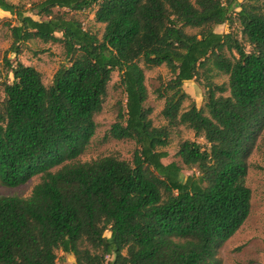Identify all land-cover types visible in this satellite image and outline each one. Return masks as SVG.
<instances>
[{
  "label": "trees",
  "instance_id": "1",
  "mask_svg": "<svg viewBox=\"0 0 264 264\" xmlns=\"http://www.w3.org/2000/svg\"><path fill=\"white\" fill-rule=\"evenodd\" d=\"M92 5L100 38L73 15ZM0 9L17 20L11 52L39 40L59 44L65 58L49 86L33 66L6 60L0 186L40 182L27 197H0V264H59L58 250L75 264H221L219 248L251 207L248 159L264 127V0H41L27 9L39 19L8 0ZM222 24L230 31L216 32ZM162 65L170 78L156 94L166 124L155 126L144 68ZM114 70L125 104L106 136L133 141L132 159L79 162ZM217 75L227 82L214 83ZM203 76L198 108L183 84ZM180 126L205 144L182 140L178 161L164 164ZM184 168L196 172L182 178Z\"/></svg>",
  "mask_w": 264,
  "mask_h": 264
},
{
  "label": "rangeland",
  "instance_id": "2",
  "mask_svg": "<svg viewBox=\"0 0 264 264\" xmlns=\"http://www.w3.org/2000/svg\"><path fill=\"white\" fill-rule=\"evenodd\" d=\"M8 1L23 7L26 15H30L34 19H39L38 16L32 15L27 9L30 8L32 3L41 0ZM95 8L96 6L92 5L73 15L82 23L85 29L95 33L100 38L104 30V25L95 21ZM57 10L55 9V11ZM42 19L47 18L43 17ZM16 24L17 20L11 14L0 9V102L4 98L3 84L11 79L9 69L6 66V60L13 64L19 61L25 65L33 66L41 73L45 86L51 85L54 74L60 66L65 64L63 50L59 44L31 40L19 45L20 52L18 54L11 52L12 38L10 25L13 26ZM234 29L236 30L237 28L235 27ZM187 31L194 33L195 29H187ZM215 31L225 33L229 32L230 28L227 24H222L216 26ZM246 49L249 50L248 47ZM141 66L144 67L143 64ZM144 72L145 85L148 91L146 106L152 109L151 119L153 124L155 126H163L166 122L160 112L164 100L157 97L156 89L170 78V74L164 65L150 69L144 68ZM212 81L216 84L226 83L227 76L217 75L214 76ZM204 84V76L201 77L200 83L195 80H190L185 81L183 84V90L191 97V100L195 102L198 108L204 104ZM119 103L122 105L125 104V94L119 86V72L114 70L111 73V79L107 85V94L104 98L102 110L94 116L96 123L95 133L88 146L78 157L77 160L79 162L91 161L108 155L131 161L135 150V143L133 141L115 140L106 136L111 124L116 119ZM187 105L188 102L185 103V106ZM182 140H191L205 144L203 138L195 136L194 132L185 126L172 129L168 145L163 149L168 153V156L162 159L164 164L171 161H178L176 152ZM248 165L246 184L251 190L250 213L244 224L219 248L218 259L221 264H264V127L255 141L248 159ZM58 168L59 166L53 168L52 171ZM194 172H196L195 169L184 168L182 178ZM39 182L40 175H35L17 187L0 186V197L13 195L27 197L30 195L33 187ZM104 235L109 237V231H105ZM56 255L59 264H75V258L71 254H64L58 250L56 251ZM108 259H112V257L110 256Z\"/></svg>",
  "mask_w": 264,
  "mask_h": 264
},
{
  "label": "crops",
  "instance_id": "3",
  "mask_svg": "<svg viewBox=\"0 0 264 264\" xmlns=\"http://www.w3.org/2000/svg\"><path fill=\"white\" fill-rule=\"evenodd\" d=\"M5 12V11H4Z\"/></svg>",
  "mask_w": 264,
  "mask_h": 264
}]
</instances>
